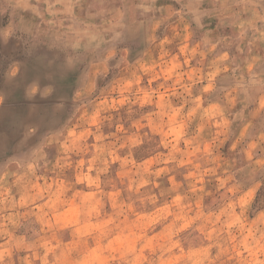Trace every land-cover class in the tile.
Returning a JSON list of instances; mask_svg holds the SVG:
<instances>
[{
  "label": "rangeland",
  "instance_id": "1",
  "mask_svg": "<svg viewBox=\"0 0 264 264\" xmlns=\"http://www.w3.org/2000/svg\"><path fill=\"white\" fill-rule=\"evenodd\" d=\"M197 1L0 0V264H264V49Z\"/></svg>",
  "mask_w": 264,
  "mask_h": 264
},
{
  "label": "crops",
  "instance_id": "2",
  "mask_svg": "<svg viewBox=\"0 0 264 264\" xmlns=\"http://www.w3.org/2000/svg\"><path fill=\"white\" fill-rule=\"evenodd\" d=\"M194 5L196 10L202 9L200 0L195 2ZM212 5L216 11L214 14L216 21L222 19L229 21L239 37L243 40L247 39L250 54H255L258 47L264 49V0H213ZM221 6H224L223 13L219 11ZM196 20H200V18H196ZM180 36L187 37L188 32L180 30ZM243 40L240 41L242 45L244 44ZM182 48L194 52L198 46L194 44L180 46V49ZM224 52L225 54L228 53L227 50ZM260 54V50H257V57L249 55L246 61L254 65L262 59ZM211 82V80H208L202 84L211 85Z\"/></svg>",
  "mask_w": 264,
  "mask_h": 264
},
{
  "label": "clouds",
  "instance_id": "3",
  "mask_svg": "<svg viewBox=\"0 0 264 264\" xmlns=\"http://www.w3.org/2000/svg\"><path fill=\"white\" fill-rule=\"evenodd\" d=\"M41 99H47V96H43V97H41Z\"/></svg>",
  "mask_w": 264,
  "mask_h": 264
}]
</instances>
